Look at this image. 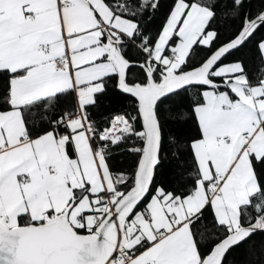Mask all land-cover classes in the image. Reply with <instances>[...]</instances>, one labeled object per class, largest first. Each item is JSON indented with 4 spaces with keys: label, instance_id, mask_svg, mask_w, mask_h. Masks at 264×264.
I'll return each instance as SVG.
<instances>
[{
    "label": "snow or ice",
    "instance_id": "1",
    "mask_svg": "<svg viewBox=\"0 0 264 264\" xmlns=\"http://www.w3.org/2000/svg\"><path fill=\"white\" fill-rule=\"evenodd\" d=\"M257 245L264 0H0V264Z\"/></svg>",
    "mask_w": 264,
    "mask_h": 264
},
{
    "label": "trees",
    "instance_id": "2",
    "mask_svg": "<svg viewBox=\"0 0 264 264\" xmlns=\"http://www.w3.org/2000/svg\"><path fill=\"white\" fill-rule=\"evenodd\" d=\"M249 264H264V250L256 246L254 255L248 257Z\"/></svg>",
    "mask_w": 264,
    "mask_h": 264
}]
</instances>
